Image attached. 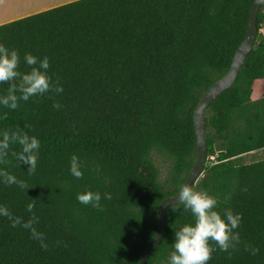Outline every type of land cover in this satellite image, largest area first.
I'll use <instances>...</instances> for the list:
<instances>
[{
	"label": "trees",
	"instance_id": "16d2710c",
	"mask_svg": "<svg viewBox=\"0 0 264 264\" xmlns=\"http://www.w3.org/2000/svg\"><path fill=\"white\" fill-rule=\"evenodd\" d=\"M253 1L78 0L0 25V44L19 54L18 71H30L26 53L47 56V74L63 87L15 110L0 105V132L19 129L40 142L34 174L12 155L19 144L0 164L28 185L0 177V206L22 221L12 227L0 215V264H138L156 236L159 205L179 194L197 161L194 113L228 73ZM257 25L235 84L205 112L207 162L192 187L217 200L222 218L229 209L241 217L233 229L239 242L225 252L210 241L207 264H264V160L242 161L264 149V94L253 100L264 80V7ZM8 87L0 84V96ZM73 154L82 179L70 173ZM85 191L101 194L103 211L77 200ZM33 216L43 239L22 226ZM166 218L147 264H169L175 231L193 222L182 204L168 207Z\"/></svg>",
	"mask_w": 264,
	"mask_h": 264
},
{
	"label": "clouds",
	"instance_id": "9594fccd",
	"mask_svg": "<svg viewBox=\"0 0 264 264\" xmlns=\"http://www.w3.org/2000/svg\"><path fill=\"white\" fill-rule=\"evenodd\" d=\"M24 60L30 71L22 73L18 71L20 57L17 50H9L3 44H0V84L8 83L7 94L0 96V105L12 110L17 109L20 100L28 101L30 97L44 95L50 91L62 93L63 87L59 85V80L52 82L51 77L47 74L49 69V59L47 56L43 60L30 53H26ZM19 81L16 83L15 81ZM19 93V95H17ZM54 108L59 109L61 105L55 103ZM7 119V113L4 114ZM31 127V125H26ZM12 144H19L20 151L12 152V155L21 163L28 166V174H34L38 162V150L40 142L35 136H29L19 129L4 130L0 132V164L6 162L9 154V148ZM71 175L77 179L83 178L79 158L73 154L70 157ZM0 177L7 185H18L22 189H28V185L7 172L0 170ZM179 203L184 206L185 211H190L193 217L192 223L183 225L175 231V239L172 244L173 251L169 256V264H207L212 258L214 249L210 246V241L215 242L221 251H228L233 245L232 242H239V233H233V229L238 227L241 217L233 215L232 211L226 210L224 218L216 211L217 200L210 196L206 191H197L192 186L180 184L179 186ZM104 199L111 200L110 193L104 195ZM77 200L84 204H91L92 207L103 211L100 204L101 194L99 192L85 191L77 194ZM34 204L27 205V210L32 212ZM173 211H176L173 208ZM0 215L7 217L12 221L11 226L16 227L22 224L19 217H13L11 212L4 206H0ZM37 218L33 216L29 221L23 223V227L31 229L34 237L43 239L42 234H37L33 224ZM46 248V245L42 244ZM256 249L252 250L255 255Z\"/></svg>",
	"mask_w": 264,
	"mask_h": 264
},
{
	"label": "water",
	"instance_id": "95a60500",
	"mask_svg": "<svg viewBox=\"0 0 264 264\" xmlns=\"http://www.w3.org/2000/svg\"><path fill=\"white\" fill-rule=\"evenodd\" d=\"M264 7V0H254L249 11L248 24L245 32L244 40L238 47L233 57L228 73L213 83L210 88L202 96L196 111L194 113V125L197 137V161L189 173L184 184L193 186L204 177V169L207 162L208 147L206 142V122L205 112L209 105L215 101L224 91L231 88L238 77L241 67L255 45L258 33L257 20L260 10ZM178 195L164 199L159 205L157 211L158 230L155 238L144 249L138 264H147L150 256L158 249L164 240L167 231L166 210L170 206L180 205Z\"/></svg>",
	"mask_w": 264,
	"mask_h": 264
},
{
	"label": "crops",
	"instance_id": "0c3cea01",
	"mask_svg": "<svg viewBox=\"0 0 264 264\" xmlns=\"http://www.w3.org/2000/svg\"><path fill=\"white\" fill-rule=\"evenodd\" d=\"M74 1L78 0H0V25L63 6ZM257 152H262L264 154V149L250 154H255ZM261 160H264V158Z\"/></svg>",
	"mask_w": 264,
	"mask_h": 264
},
{
	"label": "rangeland",
	"instance_id": "374dc122",
	"mask_svg": "<svg viewBox=\"0 0 264 264\" xmlns=\"http://www.w3.org/2000/svg\"><path fill=\"white\" fill-rule=\"evenodd\" d=\"M259 33H261L262 36L264 37V25L259 30ZM263 94H264V80H261V81L256 82L255 84L253 100L261 99L263 97ZM262 158H264V154L262 152H257L255 154H247L243 156L242 161L244 163H250V162L260 161ZM159 165H160V161H159ZM160 167L162 169L161 179H164L166 176V167L165 165H163V163L160 165Z\"/></svg>",
	"mask_w": 264,
	"mask_h": 264
}]
</instances>
